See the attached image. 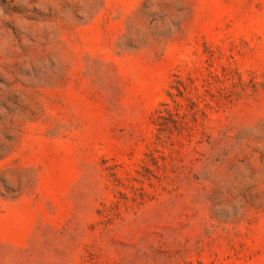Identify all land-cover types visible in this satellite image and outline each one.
<instances>
[{"label":"rangeland","instance_id":"1","mask_svg":"<svg viewBox=\"0 0 264 264\" xmlns=\"http://www.w3.org/2000/svg\"><path fill=\"white\" fill-rule=\"evenodd\" d=\"M0 264H264V0H0Z\"/></svg>","mask_w":264,"mask_h":264}]
</instances>
